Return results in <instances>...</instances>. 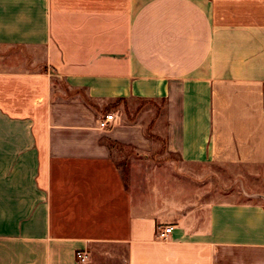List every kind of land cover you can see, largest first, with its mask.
Returning <instances> with one entry per match:
<instances>
[{"label":"crops","instance_id":"crops-1","mask_svg":"<svg viewBox=\"0 0 264 264\" xmlns=\"http://www.w3.org/2000/svg\"><path fill=\"white\" fill-rule=\"evenodd\" d=\"M173 162L264 167V0H0V264H264Z\"/></svg>","mask_w":264,"mask_h":264},{"label":"rangeland","instance_id":"rangeland-1","mask_svg":"<svg viewBox=\"0 0 264 264\" xmlns=\"http://www.w3.org/2000/svg\"><path fill=\"white\" fill-rule=\"evenodd\" d=\"M148 117L145 115L142 120L147 121ZM173 163L176 168L173 171L177 173V177L186 176L188 178L189 176L185 175V172L192 174L189 179L193 181V192L199 194L202 199L264 202V167L234 170L211 165L187 168L184 169V173H181L180 164ZM120 164L125 165L123 162ZM189 189H191L190 186L187 187L188 192Z\"/></svg>","mask_w":264,"mask_h":264},{"label":"built area","instance_id":"built-area-1","mask_svg":"<svg viewBox=\"0 0 264 264\" xmlns=\"http://www.w3.org/2000/svg\"><path fill=\"white\" fill-rule=\"evenodd\" d=\"M114 121V116L112 114H105L98 123L99 129H106ZM172 231V225L168 224L166 226L157 227L156 236L159 238H165ZM76 257L80 261H84L86 258V253L84 251H77Z\"/></svg>","mask_w":264,"mask_h":264}]
</instances>
